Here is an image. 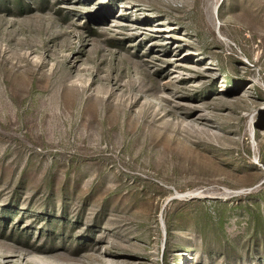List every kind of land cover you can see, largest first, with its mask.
I'll return each mask as SVG.
<instances>
[{"label": "rangeland", "instance_id": "rangeland-1", "mask_svg": "<svg viewBox=\"0 0 264 264\" xmlns=\"http://www.w3.org/2000/svg\"><path fill=\"white\" fill-rule=\"evenodd\" d=\"M0 264H264V0H0Z\"/></svg>", "mask_w": 264, "mask_h": 264}]
</instances>
